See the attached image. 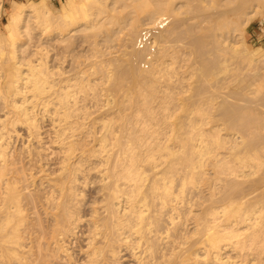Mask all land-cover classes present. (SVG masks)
Listing matches in <instances>:
<instances>
[{"label":"bare ground","instance_id":"1","mask_svg":"<svg viewBox=\"0 0 264 264\" xmlns=\"http://www.w3.org/2000/svg\"><path fill=\"white\" fill-rule=\"evenodd\" d=\"M7 4L0 264H264V51L243 38L264 0Z\"/></svg>","mask_w":264,"mask_h":264},{"label":"rangeland","instance_id":"2","mask_svg":"<svg viewBox=\"0 0 264 264\" xmlns=\"http://www.w3.org/2000/svg\"><path fill=\"white\" fill-rule=\"evenodd\" d=\"M49 2L51 3V4H53V5H55V6H59V4H60V0H59V2L57 1V0H49ZM8 0H3V5H4V7L5 8H7L8 7ZM254 3H255V0H254ZM262 11V10H261ZM263 14V15H262ZM6 20H7V16H6V14H4L3 16H2V18H1V23H0V30H1V33L4 35V33H5V30H4V26L3 25H5L7 22H6ZM259 22L260 23H263L264 24V9H263V11H262V13H261V15H260V17H259V19L256 17H254L250 22H249V24H247L244 28H243V31H244V33H243V38H244V42H245V44H246V46H247V48L249 49V50H254L255 48L257 49V48H260V49H262L263 51H264V42H263V40H261V41H256L254 38H252V36H251V32L250 31H252V29L257 25V24H259ZM141 28H143V27H141ZM264 35V32L258 37L259 39L262 37ZM39 36H35L34 38H32L29 42H31L32 44L31 45H29V43L28 44H26L27 46H28V48L30 49V47L32 46V47H34L35 45H36V43H37V41L38 40H40V41H42L43 39H45V37H44V35H42V36H40L41 38H38ZM37 38H38V40H37ZM99 39H102V37H98V40ZM35 40H37V41H35ZM39 41V42H40ZM43 41H45V40H43ZM42 41V42H43ZM100 41V40H99ZM102 41H100V43H101ZM34 43H35V45H34ZM46 43H44L43 42V46L45 45ZM115 44L117 45L118 43L117 42H115L114 43V45H113V47L111 48V49H108V50H105V49H103L104 47L102 46V43L100 44L101 46V50L103 51V50H105L104 52H106V53H104V56H101V57H103V58H101L102 60H104V59H106V60H108V59H110V58H112V57H115L116 58V55H117V57H118V59H120L121 57H122V51H123V49H121V46H115ZM31 47V50H33L34 48H32ZM119 47V48H118ZM116 48H118L117 50H116ZM80 49H82V48H80ZM80 49L78 50L79 52L78 53H80ZM119 49H121V51L119 50ZM110 50V51H109ZM113 53H112V52ZM110 52V53H109ZM116 52H118V53H116ZM120 52V53H119ZM102 53V54H103ZM108 53V54H107ZM121 54V55H120ZM111 56V57H110ZM106 57V58H105ZM108 57H110V58H108ZM124 57V56H123ZM108 58V59H107ZM82 59V60H81ZM112 59H114V58H112ZM117 59V58H116ZM121 59H123V58H121ZM84 60V61H83ZM77 61H79V62H76V63H79L77 66L75 65V64H70V66L73 68L74 66H72V65H75V67L74 68H76V69H78V68H80L79 67V65L81 66V67H83L84 66V63H85V61H87V60H85V58H83V57H78V60ZM82 61V62H81ZM74 63V62H73ZM141 63V58H139L138 59V64H140ZM86 64V63H85ZM141 65V64H140ZM140 68H141V66H139ZM70 68V67H69ZM72 68H70L71 69V73L69 72V74L70 75H72V74H74V72H75V70L76 69H72ZM86 68V67H85ZM141 69H144V68H141ZM145 69H147V68H145ZM264 69V68H263ZM262 69V70H263ZM73 71V72H72ZM261 71V70H260ZM261 73L263 74L264 72H262L261 71ZM258 78V77H257ZM256 80H254V83H256L255 82ZM258 83H263L264 84V75L262 76V77H259L258 79H257V84H255L256 86L258 85ZM263 84H259V85H262L263 86ZM254 85V86H255ZM254 86H253V88H254ZM255 86V87H256ZM258 87V86H257ZM155 103V104H154ZM153 104V110H155V111H157V108L159 107V102L158 101H155ZM159 103V104H158ZM87 104H89V105H87V108L88 107H91V109L94 107L95 108V106L93 105V104H91L90 102L89 103H87ZM93 105V106H92ZM155 106H158V107H156V109H154V107ZM92 109L91 110V119L93 118V119H95V121L96 122H100V120H103V119H106L108 116H106L107 114H106V110L104 109V108H95V109ZM90 109V108H89ZM130 109V108H129ZM160 109V108H159ZM95 110H96V112H95ZM131 110H132V108H131ZM131 110H126L125 112L127 113H131L130 111ZM161 110V109H160ZM159 110V111H160ZM100 111V112H99ZM104 111V112H103ZM159 111H157V112H159ZM104 113H105V115H104ZM93 114V115H92ZM159 114H161V111L159 112ZM94 116V117H93ZM106 116V117H105ZM97 119V120H96ZM99 120V121H98ZM44 125L47 127V125H48V127H49V121L45 118L44 119ZM46 123H48V124H46ZM45 127V128H46ZM21 132V133H20ZM19 133H20V135H22V137H21V139L25 136L24 135V133L22 132V130L21 129H19ZM19 135V136H20ZM25 138V137H24ZM23 138V141L25 140ZM21 139H19V141H18V144L20 143V140ZM45 139V138H44ZM43 139V140H44ZM42 140V141H43ZM22 141V140H21ZM35 144H36V142H35ZM51 145H53V144H51ZM20 146V145H19ZM24 156V155H23ZM29 157V155H27V157L25 158V161L26 160H28L27 158ZM53 160H54V158L51 160L52 162H53ZM50 161V162H51ZM55 161V160H54ZM40 165V163L38 162H36V166L37 165ZM38 165V166H39ZM93 187H94V185H93ZM92 187V183H89V186H87L86 185V188H85V195H84V197L86 198V201H89V200H92L94 197H95V188H93ZM92 189V190H91ZM95 189V190H94ZM28 235V234H27ZM26 242H27V239H26Z\"/></svg>","mask_w":264,"mask_h":264},{"label":"built area","instance_id":"3","mask_svg":"<svg viewBox=\"0 0 264 264\" xmlns=\"http://www.w3.org/2000/svg\"><path fill=\"white\" fill-rule=\"evenodd\" d=\"M168 19L163 16L157 19L155 25L146 27L140 30L135 40V47L146 52L145 57L141 60V66L146 68L149 65L151 56L155 51V44L153 42V36L167 24ZM263 24V23H262ZM260 32L262 29L260 28ZM264 39V35L258 39L261 41Z\"/></svg>","mask_w":264,"mask_h":264},{"label":"crops","instance_id":"4","mask_svg":"<svg viewBox=\"0 0 264 264\" xmlns=\"http://www.w3.org/2000/svg\"><path fill=\"white\" fill-rule=\"evenodd\" d=\"M17 1H26V0H17ZM260 28L262 29V32H260ZM250 32H251L250 34L252 38L258 41L259 39L258 37L264 32V24L259 22V24H257ZM263 42H264V39H263Z\"/></svg>","mask_w":264,"mask_h":264}]
</instances>
